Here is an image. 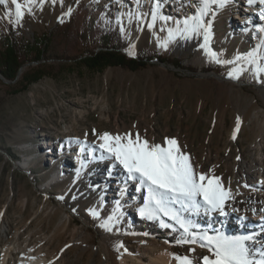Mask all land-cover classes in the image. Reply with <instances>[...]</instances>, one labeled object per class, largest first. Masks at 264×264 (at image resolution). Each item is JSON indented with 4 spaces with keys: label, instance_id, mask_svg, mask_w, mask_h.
I'll return each mask as SVG.
<instances>
[{
    "label": "rangeland",
    "instance_id": "374dc122",
    "mask_svg": "<svg viewBox=\"0 0 264 264\" xmlns=\"http://www.w3.org/2000/svg\"><path fill=\"white\" fill-rule=\"evenodd\" d=\"M197 2L160 0L153 21L150 12L156 0H139V6L136 0H46L14 26L23 44L36 46L47 37L48 53L39 62L25 64L17 82L0 74V262L5 250H10L9 260L16 261L21 255L17 249L35 246L50 264H146L156 253H143L151 239L173 257L187 255L193 264L211 256L199 241L177 243L190 236L169 217H141L147 189L136 192L139 181L129 179L123 167L99 149L104 132L139 133L161 145L165 138H175L197 173L221 177L232 197L241 195L240 186L246 187L245 181L239 182L241 163L264 153V126L259 124L264 72L257 73L256 65L249 63L255 56L264 65V31L246 21L238 25L232 16L239 2L228 0L223 7L213 6L214 16L204 18L211 28L206 47H201L202 31L189 38L175 35L184 19L195 14ZM137 13L143 15L137 19ZM5 15L6 6H0V54L8 47ZM103 43L118 44L129 55L176 58L182 67L152 59L138 70L110 66L92 71L80 59ZM41 66L49 74L23 86L21 73ZM255 112L258 119L253 118ZM50 140L61 143L53 149ZM78 147L81 161L75 165ZM71 154L72 164H65ZM112 171L128 181L121 195L124 183L114 188L113 181L108 182ZM198 200L203 203L202 197ZM180 211L195 226L192 231L202 234L192 213Z\"/></svg>",
    "mask_w": 264,
    "mask_h": 264
},
{
    "label": "snow or ice",
    "instance_id": "6c2138e0",
    "mask_svg": "<svg viewBox=\"0 0 264 264\" xmlns=\"http://www.w3.org/2000/svg\"><path fill=\"white\" fill-rule=\"evenodd\" d=\"M45 2L46 0H23L21 3L20 0H10L9 6V0H0V6H6L5 19L13 26H20L26 14H33L35 5H43ZM51 2L55 4L56 0H51ZM136 2L139 6V0ZM227 2L228 0H198L195 14L184 19L183 28L178 27L175 35L189 38L202 31L205 43L201 47H206L211 21L207 22L206 27L204 18L208 15H215L213 6L223 7ZM247 2L251 5L255 0H247ZM259 3L264 4V0H259ZM159 7L160 0H156L150 12L153 21L157 18ZM11 8H14V13ZM70 12L71 9L64 14L68 15ZM129 15L132 14L129 13ZM136 15L139 19L143 14L137 13ZM161 18L171 19L170 17ZM260 19L264 20V10L260 13ZM146 26L152 28L153 24L147 23ZM256 27L259 31H264V26L257 25ZM121 31H123V27ZM169 35L173 36L174 34L170 31ZM213 59H215L214 54ZM216 62L220 63L219 60ZM249 63L256 65L257 73L264 72V65L257 63L255 56L250 57ZM232 75L233 72L230 71L229 76ZM238 126L239 118H237ZM233 138H235V130ZM99 139L101 140L99 149L114 158L126 171L129 179L139 181L137 190L142 187L147 189L148 195L144 198V206L139 209L140 216L154 220L163 214L175 221L183 232L190 236V239L178 240L177 243L199 241L201 247H207L211 252V256L202 257L203 264H264V245L253 234L227 236L221 233L209 235L192 231L195 226L191 220L185 219L181 215L180 209L189 214H199L200 209L203 208L206 215L218 212L223 216L228 214L226 211L227 202L233 197L231 190L223 187L221 177L197 173L193 169L189 155L180 151L175 138H165L161 145L150 143L139 133H136L135 136L131 133L113 136L104 132ZM198 197H202V204ZM174 205H179V209ZM233 211L236 209L234 208ZM92 214L97 215L95 212ZM245 218L244 216L240 217L242 220ZM113 219V217H109V220ZM104 226L107 227V225ZM162 227H171V225L162 224ZM108 230L111 231L110 228ZM190 251H194V249H190ZM174 256L178 264H193V260L187 255L174 254Z\"/></svg>",
    "mask_w": 264,
    "mask_h": 264
},
{
    "label": "bare ground",
    "instance_id": "6f19581e",
    "mask_svg": "<svg viewBox=\"0 0 264 264\" xmlns=\"http://www.w3.org/2000/svg\"><path fill=\"white\" fill-rule=\"evenodd\" d=\"M239 2L238 12L235 13L232 17L235 22H238L240 25L241 22H247L249 26H256L260 24H264V20L260 19V13L264 10V4H260L259 0H255L252 5H249L247 0H236ZM191 2H195L196 0H191ZM198 4V2H197ZM196 6V5H195ZM180 14V13H178ZM254 15H257L255 19ZM256 29V27H255ZM260 92L264 99V85L261 87ZM262 120L259 122L261 126H264V111L262 112ZM259 113L255 112L253 118L258 119ZM60 141H52L48 143V146L51 148H56V146L60 145ZM261 146V143H259ZM48 147H46L47 149ZM77 152L80 151L78 155L75 156L76 160H74V156L71 154V159L65 157V164H72L73 160L75 161V165H78V162L81 161L80 154L81 148L78 147ZM60 151V150H59ZM88 155L93 157L95 155L94 149L89 151ZM50 158V157H48ZM27 163H23L25 166ZM111 165V163H109ZM105 172H110L109 170H105ZM120 172H111V177H108V182L113 181L111 187L116 188V183H124L123 188L118 190L120 191V195L124 192L123 190H128L125 187L128 185V181H122ZM238 177V176H237ZM239 182H246V187L240 186L241 195H236L233 199L227 202V215L221 216L218 212H213L211 214H204L203 211H200L199 214L192 213V220L194 223L198 224L199 231L203 233H207L209 235H216L221 233L227 236H242L247 234H253L256 236L257 240L264 245V153L260 155V157H253L247 162L241 163V169L239 172ZM58 178V174L53 176V179ZM238 181V180H236ZM137 189V187H136ZM247 189V190H246ZM246 190V191H245ZM123 191V192H122ZM138 192V190H136ZM23 206V205H22ZM236 211H233V209ZM244 216L245 221L243 222L240 217ZM236 219V222L231 223L227 221V219ZM104 253L106 256V260L108 259V251L105 247ZM9 250V249H8ZM5 250L3 258L0 264H50V261L45 257L40 255V248L31 246L17 249L21 252V255L17 257L16 261L9 260L10 250ZM155 250V255L151 257L149 260H146V264H178L175 257L172 256V251H170L164 245H161L157 239H151L148 243V247L143 252L144 254H149ZM149 255H147L148 257ZM122 264H130L122 261ZM136 264V263H134Z\"/></svg>",
    "mask_w": 264,
    "mask_h": 264
},
{
    "label": "trees",
    "instance_id": "16d2710c",
    "mask_svg": "<svg viewBox=\"0 0 264 264\" xmlns=\"http://www.w3.org/2000/svg\"><path fill=\"white\" fill-rule=\"evenodd\" d=\"M5 34L8 40V47L4 54H0V74L6 80L10 82H17L18 75L21 72L22 67L31 62H39L46 57L48 53V38H42L36 46L32 43L23 44L17 36V30L15 27L4 19ZM35 46V47H34ZM121 46L118 44L103 43L99 49L88 52L85 56L81 57V63L88 69L96 72H101L105 68L110 66H119L128 70H138L146 67L150 64L152 59L157 60L160 63L166 65H174L181 68V62L179 59L170 58L161 55H154L152 57L129 55L122 52ZM178 74V72H175ZM49 74L46 71V66H41L36 70H27L21 73V81L23 86L39 80L43 76Z\"/></svg>",
    "mask_w": 264,
    "mask_h": 264
},
{
    "label": "water",
    "instance_id": "95a60500",
    "mask_svg": "<svg viewBox=\"0 0 264 264\" xmlns=\"http://www.w3.org/2000/svg\"><path fill=\"white\" fill-rule=\"evenodd\" d=\"M200 75H202V76H203V75H205V74H204V73H201Z\"/></svg>",
    "mask_w": 264,
    "mask_h": 264
}]
</instances>
